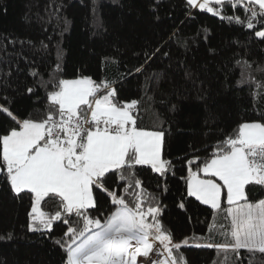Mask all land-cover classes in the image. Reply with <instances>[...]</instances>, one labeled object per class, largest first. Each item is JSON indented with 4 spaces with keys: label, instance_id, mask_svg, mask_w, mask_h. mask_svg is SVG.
Segmentation results:
<instances>
[{
    "label": "trees",
    "instance_id": "trees-1",
    "mask_svg": "<svg viewBox=\"0 0 264 264\" xmlns=\"http://www.w3.org/2000/svg\"><path fill=\"white\" fill-rule=\"evenodd\" d=\"M210 7L223 10L213 15L188 7L186 0H0V105L21 120H41L56 80L115 82L120 101H140L134 113L138 126L165 133L162 159L170 161L171 170L160 175L148 165L136 166L135 178L157 198L174 242L188 238L191 245L206 241L213 216L208 206L187 196L189 167L197 171L210 158V146L237 134L241 123L264 122V40L255 37L264 26L253 21L255 28L249 29L220 18L226 14L244 20V4L235 10L214 3ZM157 48L161 52L145 64V53ZM13 127L18 125L0 113V134ZM126 186L115 176L108 183L135 207L140 189L133 182L124 192ZM249 188L251 201L264 198V190ZM21 195L16 197L0 175V234L13 236L0 241V264H65L66 252L55 241L68 226L57 222L51 233L29 232L31 194ZM40 210L54 214L60 210L58 198L46 197ZM112 210L110 199L100 196L99 208L89 211L103 221ZM225 215L217 219L219 225L226 226ZM212 242L225 241L215 235ZM181 252L187 264L224 262V254L214 248L187 246ZM228 257L226 264H249L251 258L245 250Z\"/></svg>",
    "mask_w": 264,
    "mask_h": 264
},
{
    "label": "snow or ice",
    "instance_id": "snow-or-ice-1",
    "mask_svg": "<svg viewBox=\"0 0 264 264\" xmlns=\"http://www.w3.org/2000/svg\"><path fill=\"white\" fill-rule=\"evenodd\" d=\"M186 4L213 15L223 10L208 7L209 0L199 5L198 0H186ZM214 4L234 10L244 4L248 13L244 20L226 14L220 18L245 24L249 29L255 28L253 21L264 26V0H214ZM255 37L264 40V30L255 31ZM160 52L161 48H157L151 54L145 53V64ZM142 67L136 72H141ZM191 75L185 72L187 78ZM114 83H97L89 77L56 80L47 92L49 110L41 120H21L9 107L0 105V113L18 125L0 134V175L16 197L31 194L28 231L47 234L57 222L67 225L64 237L68 239L55 241L66 252L65 264H138V258L151 259L150 254H166L162 260H152V264H187L181 252L187 246L214 248L218 255L224 254L222 264H226L229 253L239 256L240 250L250 254L249 264L256 259L264 264V198L253 202L248 195L249 186L264 190V122L241 123L237 134L210 146V158L197 171L189 167L187 196L212 210L213 223L205 243L190 245L188 238L174 242L161 220L157 198L142 188L134 171L142 165L160 175L171 170L170 161L162 159L165 133L139 127L134 113L140 101H120ZM198 159L188 161L189 165ZM200 173L208 178H202ZM112 176L118 182H127L124 192L133 187V182L140 189L135 207L108 187ZM224 190L227 208L221 200ZM100 196L109 198L114 209L103 221L93 218L89 211L99 208ZM46 197L58 198L60 210L51 215L41 211ZM179 207L185 205L181 203ZM225 214L230 224L219 225L217 217ZM215 235L225 242L213 243ZM12 238V233L0 234V241Z\"/></svg>",
    "mask_w": 264,
    "mask_h": 264
},
{
    "label": "built area",
    "instance_id": "built-area-1",
    "mask_svg": "<svg viewBox=\"0 0 264 264\" xmlns=\"http://www.w3.org/2000/svg\"><path fill=\"white\" fill-rule=\"evenodd\" d=\"M157 247L160 249V251H163V248L161 245L158 244L157 242ZM151 255V259H145V258H138V264H152V260H157V259H164L166 257L165 256H158L156 254H150Z\"/></svg>",
    "mask_w": 264,
    "mask_h": 264
},
{
    "label": "rangeland",
    "instance_id": "rangeland-1",
    "mask_svg": "<svg viewBox=\"0 0 264 264\" xmlns=\"http://www.w3.org/2000/svg\"><path fill=\"white\" fill-rule=\"evenodd\" d=\"M78 78H81V77H78ZM73 79H77V78H71V79H68V80H73ZM212 179H214V180H216L217 182H219L218 181V179H215V178H212ZM226 190H224V192L222 193V197H221V200H222V206L223 207H225V208H227L228 207V205H225L226 204ZM219 217H217V219H218ZM207 235H209V232H208V234ZM206 242V241H205ZM205 242H199V243H205ZM197 243V242H196ZM192 243L190 242V245H191Z\"/></svg>",
    "mask_w": 264,
    "mask_h": 264
},
{
    "label": "crops",
    "instance_id": "crops-1",
    "mask_svg": "<svg viewBox=\"0 0 264 264\" xmlns=\"http://www.w3.org/2000/svg\"><path fill=\"white\" fill-rule=\"evenodd\" d=\"M204 2V0H198V5H199V3H203ZM214 3V0H209V4H208V7H210V5L211 4H213ZM198 8H199V6H197ZM200 176L202 177V178H208V177H204V174L203 173H200ZM212 178H215V177H212ZM215 179H218V178H215ZM223 216V215H222ZM226 216V215H225ZM224 217V216H223ZM226 218V217H225ZM224 223L226 224V226L228 225V224H230V218H228V220H227V218H226V220L224 221Z\"/></svg>",
    "mask_w": 264,
    "mask_h": 264
}]
</instances>
